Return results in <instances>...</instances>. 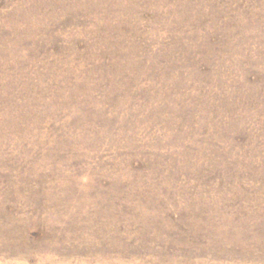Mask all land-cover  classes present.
<instances>
[{
	"label": "rangeland",
	"instance_id": "1",
	"mask_svg": "<svg viewBox=\"0 0 264 264\" xmlns=\"http://www.w3.org/2000/svg\"><path fill=\"white\" fill-rule=\"evenodd\" d=\"M0 264H264V0H0Z\"/></svg>",
	"mask_w": 264,
	"mask_h": 264
}]
</instances>
